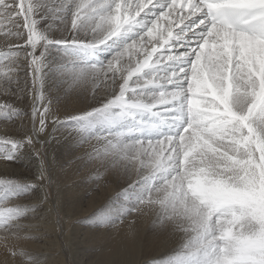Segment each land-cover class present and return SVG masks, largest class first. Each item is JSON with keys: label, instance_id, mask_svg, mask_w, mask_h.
Instances as JSON below:
<instances>
[{"label": "snow or ice", "instance_id": "obj_1", "mask_svg": "<svg viewBox=\"0 0 264 264\" xmlns=\"http://www.w3.org/2000/svg\"><path fill=\"white\" fill-rule=\"evenodd\" d=\"M47 19L62 39L41 28ZM0 35V91L31 107L5 102L0 117L30 115L36 136L104 118L110 128L90 135L91 159L130 178L126 216L150 209L154 223L183 234L174 256L152 264H264V0H0ZM53 48L71 90L90 83L111 88L110 98L61 119L45 92ZM105 49L113 51L102 60ZM24 136L0 142V160L16 161L33 144ZM0 186L5 202L35 187ZM28 211L0 210V229L20 238ZM12 255L40 264L23 250Z\"/></svg>", "mask_w": 264, "mask_h": 264}, {"label": "bare ground", "instance_id": "obj_2", "mask_svg": "<svg viewBox=\"0 0 264 264\" xmlns=\"http://www.w3.org/2000/svg\"><path fill=\"white\" fill-rule=\"evenodd\" d=\"M40 26H51L49 35L53 39L65 35L51 19L42 20ZM7 27L5 22V30ZM125 40L121 37L117 44ZM2 43L0 35V47ZM111 50L98 53L100 59ZM74 54L81 60L88 58V53L79 49ZM62 64L61 53L53 48L45 69V92L61 119L91 110L110 98L111 88L94 90L90 83L84 86L87 91L71 90ZM94 93H98L97 99H93ZM5 102L31 113L29 103L0 91V104ZM97 120L103 122L96 125ZM36 127L39 128L38 120ZM109 128L104 118L94 117L91 122L66 123L55 130L49 126L36 136L31 131L30 115L14 121L0 117V142L5 138L26 140L25 132L33 136V144L25 145L16 161L0 160V179L35 185L23 196L0 201V210L30 209L19 221L20 238L0 229V264H26L28 258L12 255L21 250L39 259L40 264H152L179 251L183 234L174 233L170 225L154 223L156 215L150 209L126 216V209L134 200L130 178L123 173L105 172L101 162L91 159V145L96 141L88 143L90 135L103 134ZM3 150L0 143V151ZM36 153L45 162L47 171L43 177Z\"/></svg>", "mask_w": 264, "mask_h": 264}, {"label": "rangeland", "instance_id": "obj_3", "mask_svg": "<svg viewBox=\"0 0 264 264\" xmlns=\"http://www.w3.org/2000/svg\"><path fill=\"white\" fill-rule=\"evenodd\" d=\"M145 10H146V9H145ZM141 15H143V12H141ZM117 45H119V44H117ZM112 51H113V49L111 50V52H110L109 55H106L105 58H101V59L103 60V59L110 58V55H111ZM83 60H84V59H83ZM104 121H105V119H104ZM102 122H103V121H102ZM102 122H101V120H97V121H96V125H98L99 123H102Z\"/></svg>", "mask_w": 264, "mask_h": 264}]
</instances>
